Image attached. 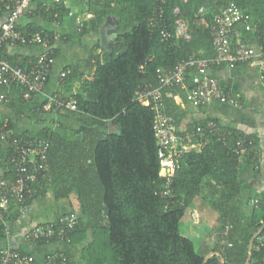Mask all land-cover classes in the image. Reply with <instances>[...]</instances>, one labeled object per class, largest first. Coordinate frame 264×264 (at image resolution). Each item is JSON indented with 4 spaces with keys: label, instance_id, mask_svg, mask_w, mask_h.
I'll return each mask as SVG.
<instances>
[{
    "label": "trees",
    "instance_id": "1",
    "mask_svg": "<svg viewBox=\"0 0 264 264\" xmlns=\"http://www.w3.org/2000/svg\"><path fill=\"white\" fill-rule=\"evenodd\" d=\"M85 2L93 18L84 22L80 36L97 34L108 16L117 20L118 34L110 51L103 48L101 55H97L96 49L100 48L97 43L87 65L81 67L85 69L71 68L64 79L70 88L73 82L80 83L77 93L70 94L76 102V111L65 108L57 111L80 124L75 132L78 139H66L50 128L21 135L10 130L16 137L46 139L50 144L48 170L43 179L32 184V195L25 202L27 209L35 198L44 195L47 184L56 199L71 195L77 198L79 214L69 237L70 244L78 248V264H264V252L256 250L258 238L264 234V199L261 202L257 199L259 210L253 209L245 219L242 210L245 195L241 194L239 177L240 168L246 163L257 173V144L253 137L224 129L213 120L228 134L225 144L212 136H192L172 177V195L163 197L165 179L160 175L152 130L154 112L134 99L139 86H157L159 71L167 73L192 55L215 56L211 44L213 18L230 2L251 17L253 34L258 45L264 47V0ZM68 11L64 6L48 4L46 8L38 5L36 13L45 21L56 23ZM180 23L188 39L178 35ZM18 27L24 33L48 34L49 56L54 58L51 32L19 24ZM162 30L170 37L162 39ZM234 38L232 45L236 43ZM6 46L12 45L2 46V57L13 66L26 70L36 59L7 56L3 53ZM91 66L95 67L94 72L89 79L83 78ZM224 66H213L209 72ZM193 74V69L186 73L188 88L192 86ZM176 96L188 100L186 90L177 86L162 90V112L175 119L178 135L192 133L196 126L207 122L193 124L185 132L178 131L185 110L175 102ZM110 123L115 127L111 133ZM8 128L11 129L9 124ZM238 140L247 149L241 160L233 152ZM0 146V162L5 164L11 147L5 143ZM11 173L13 170L8 175ZM202 193L206 194L204 201L218 213V231L229 243L223 250H211L212 254L196 250L192 240L179 230L189 206ZM20 215L12 205L10 213L0 221V248L5 247V223L17 220Z\"/></svg>",
    "mask_w": 264,
    "mask_h": 264
},
{
    "label": "built area",
    "instance_id": "2",
    "mask_svg": "<svg viewBox=\"0 0 264 264\" xmlns=\"http://www.w3.org/2000/svg\"><path fill=\"white\" fill-rule=\"evenodd\" d=\"M38 2L42 8L48 4L64 6L69 9L70 0H0V12L8 13L0 33V86H16L20 89L24 100H30L34 95L41 93L51 74L53 58L49 55L50 39L44 33H24L18 27V20L29 12L30 5ZM201 11V10H200ZM176 14L178 10L175 11ZM91 14V13H90ZM92 15V14H91ZM73 13L68 12V17ZM249 17L235 3L230 2L223 7L213 18L211 27V44L215 52L212 58H198L194 55L178 62L169 72H158L157 86L144 84L139 86L134 94V99L140 105L150 108L154 112L152 130L156 139L157 156L160 164V175L164 177L165 184L161 195L171 197L172 177L178 167V160L185 147L191 142L192 136L199 138L215 137L217 141L225 144L227 133L213 120L204 125H198L192 133L177 134L175 119L162 112V90L166 87H179L186 90L188 101L192 106L202 108L212 102L223 103L235 108H241L240 96L224 89L217 78L210 75L209 69L213 66L225 64L228 68L249 63L255 59L259 61L260 77L264 80V47L254 48L238 39V25H243L246 31H252ZM178 35L184 34V25L178 24ZM162 39H167L170 34L161 31ZM236 43L232 45V37ZM4 44L21 45L23 47L40 46L46 50L40 54L26 70L11 65L2 57L1 48ZM194 70L192 86L185 85V76L188 70ZM70 71L60 74V79L65 78ZM7 96L0 94V104L8 103ZM61 108L76 111V102L59 96L46 100L45 109L58 110ZM0 143L11 147V153L5 164L0 162V221L10 213L12 205L16 206L21 215L26 212V199L32 195V184L45 177L48 170L47 157L50 148L46 139H24L15 136L8 128V122L0 121ZM247 151L242 140H238L233 148L234 154L240 160ZM13 173L9 174V171ZM257 204V201L254 202ZM195 219V218H194ZM77 223L75 213L60 215L53 222L38 224L31 227L23 234L25 242L38 246L50 245L55 242L70 243V233ZM6 224V223H5ZM6 237L10 234L6 232ZM256 250L264 252V234L258 238ZM0 264H37L34 256L9 247L0 248ZM43 264H69L68 257L61 251L46 253Z\"/></svg>",
    "mask_w": 264,
    "mask_h": 264
},
{
    "label": "crops",
    "instance_id": "3",
    "mask_svg": "<svg viewBox=\"0 0 264 264\" xmlns=\"http://www.w3.org/2000/svg\"><path fill=\"white\" fill-rule=\"evenodd\" d=\"M38 2L30 5L29 12L18 20L20 27L42 28L53 35L51 50L55 52L49 81L44 90L34 95L30 100H24L21 91L16 86H0V94L8 97L9 102L0 104V121L8 122L11 131L15 134H37L44 128H50L69 140L78 139L75 132L80 124L74 120L60 115L58 110H46V100L50 97L59 96L70 99L71 93H77L79 82H73L71 88L67 87L60 74L71 68L87 65L97 43L100 45L99 30L97 34L80 36L84 22L93 18L88 11L89 7L85 0H70L69 11L72 17H64L61 22H47L37 15ZM68 11V12H69ZM8 13L0 14V31L6 22ZM100 28V27H99ZM241 40L247 45L259 48L253 31H246L243 25H238ZM239 39V38H238ZM114 41V40H113ZM112 41V42H113ZM112 44V43H111ZM102 46L96 49V54L101 55ZM46 48L40 46H6L3 53L7 56H16L21 59H35L42 54ZM94 64V61H91ZM259 61L257 59L234 68L226 66L214 69L210 75L218 79L221 86L240 96L241 108H235L223 103L212 102L206 107L197 108L180 96L174 98L185 110L184 119L179 123L178 131L185 132L186 128L203 121L215 120L224 128L241 133L244 136L253 137L258 163L253 171L250 163L243 164L240 168L241 194H244V205L242 207L245 219L249 218L250 211L259 210L254 202L264 199V80L260 77ZM83 69V70H82ZM95 67L85 71L83 78L89 79ZM70 75V74H69ZM68 97V98H67ZM62 109V108H61ZM60 109V110H61ZM115 130V129H114ZM1 148V146H0ZM205 193L200 194L186 211L189 218H182L179 230L191 234L197 233L196 240L191 239L196 250L214 253L229 247L225 241L224 234L218 231V213L215 212L204 201ZM254 203V205H252ZM263 211V209H260ZM67 213L79 214V203L74 195L69 198L56 199L50 185H46L43 196L35 198L25 213L12 222L6 223L5 247L17 249L35 257L37 264H43L46 253L61 251L66 254L69 264L75 263L78 258V248L70 243L55 242L46 246H35L24 241L23 234L31 227L53 222L60 215ZM184 217V216H183ZM195 218V219H194ZM192 224V225H191ZM184 231V230H183ZM5 232V233H6ZM182 236L187 237L185 233ZM189 236V235H188ZM188 238V237H187ZM214 249V250H213ZM213 250V251H211ZM222 262V260H220Z\"/></svg>",
    "mask_w": 264,
    "mask_h": 264
},
{
    "label": "water",
    "instance_id": "4",
    "mask_svg": "<svg viewBox=\"0 0 264 264\" xmlns=\"http://www.w3.org/2000/svg\"><path fill=\"white\" fill-rule=\"evenodd\" d=\"M118 34L117 20L113 16H108L99 28L100 45L107 51H110L111 43ZM115 127L109 124V133L113 132Z\"/></svg>",
    "mask_w": 264,
    "mask_h": 264
},
{
    "label": "rangeland",
    "instance_id": "5",
    "mask_svg": "<svg viewBox=\"0 0 264 264\" xmlns=\"http://www.w3.org/2000/svg\"><path fill=\"white\" fill-rule=\"evenodd\" d=\"M248 20H249V24H250L251 27L253 28L252 23H251V20H252V19H251L250 16H249V19H248ZM238 38L241 39L240 36H238ZM234 39H236V38H234ZM186 216H188L187 213H185L183 219L186 218ZM188 218H189V216L187 217V219H188ZM189 220H190V218H189ZM191 225H192V224H191ZM180 230H181L182 234L185 233V235H186L188 238L194 239V241L196 240L197 233L192 232V231H193L192 229H191V231H190L191 234L186 233V232H185V229L183 228V226H182V228H181ZM183 230H184V231H183ZM188 235H189V236H188ZM79 260H80V259H79ZM76 262H77V259H75V263H76Z\"/></svg>",
    "mask_w": 264,
    "mask_h": 264
}]
</instances>
